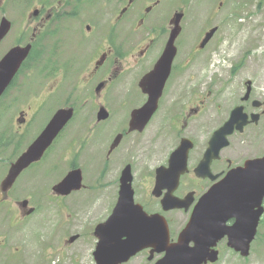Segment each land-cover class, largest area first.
Here are the masks:
<instances>
[{"label":"flooded vegetation","instance_id":"af4514ba","mask_svg":"<svg viewBox=\"0 0 264 264\" xmlns=\"http://www.w3.org/2000/svg\"><path fill=\"white\" fill-rule=\"evenodd\" d=\"M178 3L0 0V27L7 21L0 37V63L12 51H28L0 96V264L9 255L17 260L24 255L21 244H9V235L17 239L28 229L35 236L42 219L46 237L66 246L80 239L90 247L88 263L95 264L92 252L103 236L99 227L115 209L126 169L133 203L148 216H162L172 238L213 184L247 161L264 157V74L260 79L259 73L264 58L254 48L250 62L243 65L241 58L229 70L237 78L250 65L252 79L212 82L216 95H198L196 87L204 82L195 78L206 63L211 39L201 46L203 27L195 43H189L190 36L185 40L184 16L157 106L148 113L150 93L157 92L152 82H161L163 76L162 70L159 78L153 71L175 28ZM250 30L255 31L242 24L239 33ZM61 110L69 119L40 159L3 191L10 166ZM75 171L77 185L57 190V184ZM168 193L184 200L186 207L164 211L161 199ZM45 201L55 206L40 207L38 202ZM243 211L238 218H228L226 226L245 227L256 219L248 256L228 247L223 237L216 244L218 261L213 264H225L224 258L245 262L256 256V247L264 246V197L245 202ZM84 218L90 221L87 225L82 224ZM176 223L179 226L170 231ZM70 236L76 238L68 243ZM43 245L42 251H52V246ZM151 250L138 251L126 264L135 259L154 264L162 255Z\"/></svg>","mask_w":264,"mask_h":264},{"label":"water","instance_id":"95a60500","mask_svg":"<svg viewBox=\"0 0 264 264\" xmlns=\"http://www.w3.org/2000/svg\"><path fill=\"white\" fill-rule=\"evenodd\" d=\"M182 15V13L175 15V28L171 31L162 57L153 71L157 78H159L161 70L163 73L161 82H152L157 91L152 94L149 103L153 107H155L164 80L169 73L170 63L174 56L172 44L180 32L179 23ZM4 22L6 21L4 20ZM216 29L215 27L206 32L201 46L211 39ZM5 30V25L1 24L0 36ZM26 53L27 49L12 51L7 55L6 60L0 64V95L10 83L11 77L17 71ZM13 57L16 59L11 60ZM153 110L154 108L150 111ZM64 112L59 111L53 117L40 137L11 166L3 186L5 184L10 185L22 169L40 157L70 117L63 115ZM75 174L77 176L76 172L68 175L57 185L56 189L70 191L67 190L71 189L68 188V185L77 182V179L73 181ZM178 175L180 173H176V177ZM121 181L119 200L109 221L112 223L111 239L113 244L112 247L105 248L103 264L124 263L131 255L145 247H152L154 251L165 253L164 257L156 264H206L207 261L213 263L217 259V252L212 248L223 236L228 237V245L231 248L242 256L248 255L249 245L255 234L256 219L254 222L247 223L245 227L240 224L226 227L225 221L228 218H238L242 215L241 208L245 206V202L253 199L261 200L264 196V158L248 161L243 168L236 169L229 173L224 180L214 184L199 199L187 225L180 232L177 241L171 244H169L168 228L164 220L156 215L147 216L141 211L140 206L133 205L132 192L127 182V169ZM158 183H161L160 176ZM161 204L164 211L181 208L185 205L183 200L174 198L171 193L164 196ZM206 209L208 210L207 213ZM190 242L193 243L192 247H189Z\"/></svg>","mask_w":264,"mask_h":264},{"label":"rangeland","instance_id":"374dc122","mask_svg":"<svg viewBox=\"0 0 264 264\" xmlns=\"http://www.w3.org/2000/svg\"><path fill=\"white\" fill-rule=\"evenodd\" d=\"M178 10L184 13L183 19L186 24L185 40L187 36L192 37L189 40L190 44L198 40V32L201 28L205 27L207 30L217 27L218 29L207 45L206 54H208V58H206V63L195 78V82H204V85L196 87L198 95L205 97L206 95H216V89L212 82H243L247 79H252L253 69H251L250 65H247L242 70V74L240 71L237 78L230 75L229 70L241 58L244 65V62L249 58L250 53L253 54V50L256 47L257 54L264 58V34L261 31V28L263 29L262 25L264 26V0H179ZM242 24H249L255 31L250 30L247 33L243 31L240 34ZM246 52L248 53L246 54ZM218 57L224 62V65L222 61L220 64L217 63ZM212 63H215V66ZM259 73L261 75L260 79H263V67L259 69ZM196 74L197 72H195ZM38 204L40 207L55 206L53 203H48V201H45V203L38 202ZM88 222L90 221L87 218L82 219L83 225H87ZM45 223L46 220L43 219L39 222L35 236H32L28 229L22 232L24 233L22 236L21 232L18 233L17 239H13L9 235V244L12 247L21 244L24 249L23 258L21 261L16 260L15 264H43V258L40 255L48 253V250H41L44 247L43 244L52 247L62 244V240L57 242L58 238L50 235L46 237L47 227ZM2 224L5 230L6 222L3 220ZM178 226L179 223H176V226L171 224L170 231L176 230ZM179 231H176L177 234ZM171 236L175 238L176 233L172 232ZM43 239L45 240L42 243ZM63 246L65 253L60 256L59 261H56L58 264H90L88 263L90 247L81 242L80 239L71 246ZM51 249L54 252L56 251L55 248ZM254 253L256 256H250L245 262L235 258H224L225 264H264V246L259 245L256 247ZM10 257L11 255L8 256V259L3 264H12L8 263ZM138 262L139 259H135L128 264H138Z\"/></svg>","mask_w":264,"mask_h":264},{"label":"bare ground","instance_id":"6f19581e","mask_svg":"<svg viewBox=\"0 0 264 264\" xmlns=\"http://www.w3.org/2000/svg\"><path fill=\"white\" fill-rule=\"evenodd\" d=\"M157 106V105H156ZM40 173V172H39ZM41 174V173H40ZM41 176V175H40ZM35 232V231H34ZM38 232H39V230H38Z\"/></svg>","mask_w":264,"mask_h":264}]
</instances>
